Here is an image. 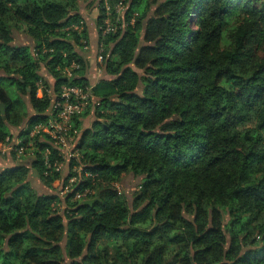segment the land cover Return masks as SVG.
Wrapping results in <instances>:
<instances>
[{
	"label": "trees",
	"instance_id": "1",
	"mask_svg": "<svg viewBox=\"0 0 264 264\" xmlns=\"http://www.w3.org/2000/svg\"><path fill=\"white\" fill-rule=\"evenodd\" d=\"M80 1L0 0V143L24 125L34 151L0 169V264H264V0H101L109 79L95 85ZM108 17L120 21L103 36ZM63 86L99 103L75 119L67 163L31 135ZM62 162L66 183L78 178L65 218L29 181L34 170L52 190ZM127 176L140 179L132 201L118 188Z\"/></svg>",
	"mask_w": 264,
	"mask_h": 264
},
{
	"label": "rangeland",
	"instance_id": "2",
	"mask_svg": "<svg viewBox=\"0 0 264 264\" xmlns=\"http://www.w3.org/2000/svg\"><path fill=\"white\" fill-rule=\"evenodd\" d=\"M101 0H81L79 2V10L80 13L84 19V21L87 24L89 32V37L90 33L92 37L94 38V31L95 27H97L96 21L98 16L100 15L99 11V5H100ZM98 30V28H97ZM16 44H26V43H31L28 37L23 35L22 33H15ZM80 53L84 56L86 61L88 62V77L89 81L92 85L97 84L98 82L104 80V79H109V76L107 75L105 68L100 64V61L98 60L99 55L101 53L99 52V46L96 48V52L94 54V58H87L89 56L90 52V41L88 47H84L83 49H79ZM42 76L47 80L49 87V94L51 95L53 93V85H54V80L48 76L46 71L42 69L41 71ZM38 97H42V92L39 91ZM34 112L31 110L30 115H33ZM96 118V113L94 111H91L88 113V115L85 117L84 121V126L83 128L89 127L93 121ZM25 126L18 127L16 129H12V138L10 139V142L12 144L16 143H21L22 140L20 139L21 133L25 131L26 128ZM4 150L3 147L0 148V169L7 168V167H12L20 163H27V164H32L33 156H34V151L31 148H28L27 153L22 156L18 157L14 152L10 153H3L2 151ZM79 157V155H78ZM74 172L76 174H79L81 172V168H75ZM70 174V171L65 167L61 171V176L60 178L55 182L54 188L51 190L50 188H47L42 181H40L38 175L34 170L31 171L29 175V181L34 185L36 190L39 193H49L50 191L54 193L56 196H58L59 201L56 203L55 209L56 211L65 218L66 212L69 208L68 205V198L74 191V187L72 186V183H76L78 181V178L74 177L69 180L68 184L66 183V178ZM139 184H140V179L135 178L133 176H127L124 180H122L121 183L118 184L119 191L123 194H125L130 201H132L133 194L138 191L139 189ZM64 192V194H62ZM82 198L80 195H77L76 197L71 198L69 201L70 202H77L81 201ZM66 221V220H65Z\"/></svg>",
	"mask_w": 264,
	"mask_h": 264
},
{
	"label": "built area",
	"instance_id": "3",
	"mask_svg": "<svg viewBox=\"0 0 264 264\" xmlns=\"http://www.w3.org/2000/svg\"><path fill=\"white\" fill-rule=\"evenodd\" d=\"M110 10V7H107ZM117 11L124 12L125 6L119 4L117 6ZM120 18L117 19V23ZM117 23H113L110 17L104 21L103 27H101L103 36L115 33L117 30ZM103 50L100 49L101 53ZM99 61H102V56L99 55ZM73 68H78L74 66ZM68 77H72L71 70L66 71ZM95 104L99 105L98 100L93 96L91 90L88 88H82L77 86H63L58 97L55 98L52 108L50 111V119L47 123H41L32 132V136L36 134H46L52 140L53 145L60 152L62 158L66 163L76 157V144L80 137V131L75 127V119L88 110H90ZM21 143L12 144L10 141L7 143H0V148L3 147V153L14 152L16 156L22 157L27 153L28 148ZM47 155L50 152L47 151ZM48 164V163H46ZM65 162L56 163L55 170L61 172ZM88 191L81 194V198H86L88 196ZM64 194V192H62Z\"/></svg>",
	"mask_w": 264,
	"mask_h": 264
},
{
	"label": "crops",
	"instance_id": "4",
	"mask_svg": "<svg viewBox=\"0 0 264 264\" xmlns=\"http://www.w3.org/2000/svg\"><path fill=\"white\" fill-rule=\"evenodd\" d=\"M90 32V31H89ZM94 38L92 37L91 33H90V52H89V56L87 58H94V54L96 52V48L99 46V34H98V30L97 27H95V31H94ZM99 60V57H98Z\"/></svg>",
	"mask_w": 264,
	"mask_h": 264
},
{
	"label": "water",
	"instance_id": "5",
	"mask_svg": "<svg viewBox=\"0 0 264 264\" xmlns=\"http://www.w3.org/2000/svg\"><path fill=\"white\" fill-rule=\"evenodd\" d=\"M0 110H1V113L2 115L4 116V119H5V106L3 104L0 105ZM96 201H98V199H93V200H88V201H85L84 204L85 205H93Z\"/></svg>",
	"mask_w": 264,
	"mask_h": 264
}]
</instances>
